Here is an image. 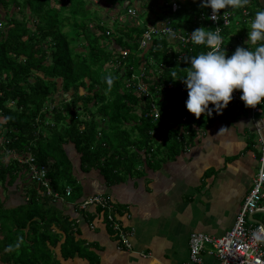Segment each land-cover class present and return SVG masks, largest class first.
I'll return each instance as SVG.
<instances>
[{
  "label": "trees",
  "instance_id": "obj_1",
  "mask_svg": "<svg viewBox=\"0 0 264 264\" xmlns=\"http://www.w3.org/2000/svg\"><path fill=\"white\" fill-rule=\"evenodd\" d=\"M95 1L0 0L5 11L0 18V187L5 192L3 199L0 196V251L8 249L3 263L68 264L61 259L76 255L98 261L79 237L76 219L63 204L47 201L48 188L31 178L29 162L21 159L31 156L45 170L42 178L52 193L64 195L70 186V198L77 203L89 196L77 167L82 173L96 170L108 186L141 177L158 165L162 153L172 157L192 146L210 122L207 114L196 118L187 110V89L171 78L174 72H186L188 58L208 49L192 43L184 48L170 34L152 37L145 46L141 41L149 24L161 26L164 21L178 34L201 26L213 30L207 18L211 8L201 7L200 0H160L157 9L148 0L136 5L135 0H102L100 7L92 8ZM131 6L138 18L144 12L147 17L120 20L127 18ZM111 8L116 9L115 18L111 14L105 19L103 9ZM258 10H264V0L227 10L231 24L221 21L227 55L238 45L247 47L244 36ZM111 22L116 23L114 29L109 28ZM109 75L111 87L105 80ZM139 82L148 84L150 97L138 92ZM168 83L176 87L164 88ZM57 95L62 97L54 104ZM151 100L160 107L157 121L146 115ZM242 109L251 112L244 104ZM223 110L233 112L229 105ZM180 114L187 116L186 125L179 122ZM26 182V192L9 204L12 188ZM111 204L118 212L119 205ZM81 212L90 221L96 215ZM97 213L116 232L108 209L97 206ZM114 217L121 223L117 214Z\"/></svg>",
  "mask_w": 264,
  "mask_h": 264
},
{
  "label": "crops",
  "instance_id": "obj_2",
  "mask_svg": "<svg viewBox=\"0 0 264 264\" xmlns=\"http://www.w3.org/2000/svg\"><path fill=\"white\" fill-rule=\"evenodd\" d=\"M197 136L192 146L176 156L162 153L158 165L141 177L111 186L104 181L105 185L97 187L99 180L97 185L94 180L102 176L96 170L89 173L87 186L95 187L91 192H105L119 205L117 216L121 224L127 225L124 230L130 248L117 241L120 231L110 229L97 208H88L96 213L90 221L82 216L80 202L69 198L63 204L81 229L79 237L98 256L95 264H218L211 245L204 248L201 262L191 261L189 237L192 232L219 237L233 226L261 165L264 107L262 114L247 109L215 113ZM26 184L12 188L9 204L21 198ZM261 206L264 208V197ZM253 217L249 221L264 223V209ZM7 251H0L1 264H6L2 260ZM61 260L94 264L78 255Z\"/></svg>",
  "mask_w": 264,
  "mask_h": 264
},
{
  "label": "clouds",
  "instance_id": "obj_3",
  "mask_svg": "<svg viewBox=\"0 0 264 264\" xmlns=\"http://www.w3.org/2000/svg\"><path fill=\"white\" fill-rule=\"evenodd\" d=\"M249 3L250 0H200L201 7L211 8L207 18L213 21L220 19L221 9H245ZM190 40L193 45H204L208 50L188 58L190 66L184 74L171 75L184 83L188 93L185 106L190 113L199 118L201 114L211 116L213 110L221 112L233 99L234 90H240L245 107L264 105V10L256 11L250 21L247 47L238 45L231 55L222 46L218 27L215 30L198 27L191 31ZM105 80L111 87L113 77L106 76ZM20 241L22 237L18 238L17 247Z\"/></svg>",
  "mask_w": 264,
  "mask_h": 264
},
{
  "label": "built area",
  "instance_id": "obj_4",
  "mask_svg": "<svg viewBox=\"0 0 264 264\" xmlns=\"http://www.w3.org/2000/svg\"><path fill=\"white\" fill-rule=\"evenodd\" d=\"M172 8L173 10L177 8V4L175 2L172 3ZM211 11L212 10L209 11L208 16L211 15ZM244 13L248 14V11L244 10ZM128 15L131 17L135 16L136 10L132 7L129 8ZM230 16L231 14L228 13V11H224L220 14L219 20L213 21L209 19L211 25L213 26V30L218 27L222 36L223 28L221 21L225 26L230 25ZM120 19L123 18L120 17ZM173 31L174 29L172 27L166 25V21H164L163 25L161 26H149L148 30L144 33V37L141 41L142 46L147 45L151 41L152 37H160L168 33L176 35L178 41H181L182 47L184 48L188 44L192 43L190 40L191 32L178 34ZM109 32L111 31L108 30L107 33ZM181 56L182 55H180L179 57ZM129 85L130 83H128L127 86L129 87ZM174 87H176L174 83H168L164 88L171 89ZM183 88L184 85L181 84V89ZM137 90L138 92H141V94H144L145 97L151 96V91L149 89L148 84L139 82ZM157 98L161 97L157 95ZM242 104H244V102L240 99V91L234 90L233 99L228 103L229 107L233 110L239 111V108ZM148 109L150 110L146 113V115H149L154 120L157 121L159 118L162 117L160 107L155 100L150 101ZM250 109L252 114H262L263 105L258 104L256 107H250ZM178 119L181 124H187V116L185 114H180L178 116ZM151 133L154 134L155 132ZM21 160L29 162V175L32 179L40 180V182L48 188L49 194H52V196H55L56 198H60V196L63 198H70L72 192L70 186L66 188L64 195H60L55 192L52 193L48 181L42 178V172H44L45 170L43 168H39L33 163V157L30 156L26 159ZM260 163L261 165L259 171L253 180L249 193L245 197L244 202L241 205L238 214L236 215L233 226L229 230H227L222 236L219 237L211 236L202 232L191 233L189 237V251L191 261L196 263L201 262V256L204 248L207 245H211L214 249L218 264H264V223H255L249 221L248 219V216L253 215L254 213L264 209L261 206V201L264 197V147L262 148V157L260 159ZM105 197L109 199L108 196H104L101 194L89 195L87 196V198L82 200L79 205L84 210H88V208L92 204H94V206L100 205L110 210V205L112 206L111 201L107 200ZM114 218V214L109 212L108 219L112 221V226L114 230H120L121 223L116 221ZM257 237H259V239ZM125 244L129 248L131 247L130 243Z\"/></svg>",
  "mask_w": 264,
  "mask_h": 264
},
{
  "label": "rangeland",
  "instance_id": "obj_5",
  "mask_svg": "<svg viewBox=\"0 0 264 264\" xmlns=\"http://www.w3.org/2000/svg\"><path fill=\"white\" fill-rule=\"evenodd\" d=\"M95 3L96 4H94V5H92V8H98V7H100L101 5H102V0H96L95 1ZM134 5H136V4H138V0H135L134 1ZM148 4L150 5V6H152V7H154V9H157V8H159V4H160V0H148ZM124 5V4H123ZM133 5V6H134ZM133 6H131V7H133ZM122 7V6H121ZM15 9L13 8L11 11H14ZM103 14H104V18L105 19H107L108 18V16H111V14H112V18H115V15H114V12H116V9H113V8H111V9H103ZM27 15L29 16V17H31V12L28 10L27 12ZM123 15H124V13H123ZM20 16V15H19ZM127 18H123V19H120V20H123L124 22H127V23H130V22H133V21H136V18H138V16H137V12H136V15L135 16H133V17H131V16H129V15H127L126 16ZM145 17H147V13H143L142 15H140V17L138 18L139 20H141V21H143V19L145 18ZM0 18L1 19H3V18H5V11L2 9V8H0ZM150 19H151V21H153V20H155L156 19V15H155V13H154V15H150ZM122 21V22H123ZM116 23L115 22H111L110 23V25H109V28H112V29H114L115 27H116V25H115ZM250 24V23H249ZM93 25V24H92ZM149 26H152V24H149ZM165 27V26H164ZM237 27V26H236ZM239 29V28H238ZM174 32V31H173ZM170 33H172V32H170ZM169 34V33H168ZM169 36H172L171 37V39L173 40V39H177V37H176V35H173V34H170ZM246 38H247V35H245L244 36V39L246 40ZM62 96H60V95H57V98H56V100H55V102H54V104H56L58 101H59V99L61 98ZM159 137V136H158ZM161 138V137H160ZM74 159H75V157H74ZM77 166V165H76ZM148 170H150V169H148ZM147 170V171H148ZM76 173H78V176L83 180V183H84V186H85V191H86V193L87 194H89V195H93V194H101V195H104V196H107L106 194L107 193H105V192H102V193H92L93 192V189L95 188V187H91V186H87L88 185V183H89V180H87V179H90L91 180V178H90V174L89 173H82V172H80L79 171V168L77 167L76 168ZM93 179H96V178H94L93 177ZM97 180H99V185H97ZM94 183L97 185V187L98 186H100V185H103L104 184V179H103V177H99V176H97V179H96V181L94 180ZM105 185V184H104ZM101 188V187H100ZM102 189V188H101ZM92 191V192H91ZM107 192V191H106ZM5 195V192H4V190L3 189H1V187H0V196L1 197H3ZM106 198V197H105ZM107 200H111V202L113 201L114 202V199H112L111 197H109V199L108 198H106ZM48 202H51V203H57V204H67L68 202H69V198H63V197H61L60 196V198H56L55 196H52V194H49L48 193V200H47ZM98 206H100V205H98ZM102 207V206H101ZM110 207H111V209L109 210L108 209V211L109 212H111L112 214H117V212L114 210V206L112 205H110ZM91 208H93V210H94V208H97V206H94V204H92L91 205ZM105 208V207H104ZM119 215V214H118ZM118 218H119V216H118ZM123 219V218H122ZM121 229L120 230H116L117 232H119L120 231V236H119V238L117 239V241L118 242H123L124 244L125 243H130V240H129V236H128V234H127V232L124 230L126 227H127V225L126 224H121Z\"/></svg>",
  "mask_w": 264,
  "mask_h": 264
},
{
  "label": "water",
  "instance_id": "obj_6",
  "mask_svg": "<svg viewBox=\"0 0 264 264\" xmlns=\"http://www.w3.org/2000/svg\"><path fill=\"white\" fill-rule=\"evenodd\" d=\"M249 220H252V221L254 220L253 215H250V216H249Z\"/></svg>",
  "mask_w": 264,
  "mask_h": 264
},
{
  "label": "bare ground",
  "instance_id": "obj_7",
  "mask_svg": "<svg viewBox=\"0 0 264 264\" xmlns=\"http://www.w3.org/2000/svg\"><path fill=\"white\" fill-rule=\"evenodd\" d=\"M258 125V124H257Z\"/></svg>",
  "mask_w": 264,
  "mask_h": 264
}]
</instances>
